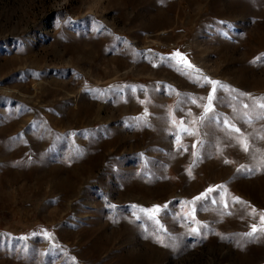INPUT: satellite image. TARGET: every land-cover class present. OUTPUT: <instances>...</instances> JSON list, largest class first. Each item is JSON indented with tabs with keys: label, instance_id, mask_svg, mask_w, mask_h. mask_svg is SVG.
Segmentation results:
<instances>
[{
	"label": "rangeland",
	"instance_id": "obj_1",
	"mask_svg": "<svg viewBox=\"0 0 264 264\" xmlns=\"http://www.w3.org/2000/svg\"><path fill=\"white\" fill-rule=\"evenodd\" d=\"M261 97L264 0H0V264H264Z\"/></svg>",
	"mask_w": 264,
	"mask_h": 264
},
{
	"label": "snow or ice",
	"instance_id": "obj_2",
	"mask_svg": "<svg viewBox=\"0 0 264 264\" xmlns=\"http://www.w3.org/2000/svg\"><path fill=\"white\" fill-rule=\"evenodd\" d=\"M176 56L180 57V53H175ZM181 61L188 67V68H193V66L186 60L184 59L183 57H180ZM196 71H199L198 69ZM205 82H207L208 84H211L212 85V89L211 91L209 92L208 96H207V104L204 105V115L201 116L200 120L201 122L204 120V118L208 115V113L212 112L213 111V101L214 99L216 98L215 94H216V91H217V88H226L227 86L221 84L219 81H215V80H210L208 77H204L203 78ZM244 95V94H242ZM260 101H264V97H261L259 98V100L257 101V107H260L262 109H264V103L260 102ZM193 103H196L195 100H193ZM245 107L247 108L248 105H245ZM257 119H264V114L260 115L257 117ZM249 123L251 122L250 120L248 121ZM195 123V122H194ZM225 124L226 126H228L231 131H235L237 133H240V129L239 128H236L235 125H229L227 121H225ZM181 130L183 131H187L189 132L190 135H195L196 133L189 130V129H186V128H182ZM264 138V137H262ZM179 140V137L177 138ZM238 143L241 145V148L244 152H249L250 150V145L247 141V138L246 137H242L241 139H239ZM193 147H195V145H193ZM193 155H195V153H193ZM225 163H229V161H225ZM243 167V166H242ZM189 174H191L190 170H189ZM211 191H214V189H209L208 192H211ZM207 197V194H202L201 197H196L195 199L196 200H199V199H202V198H206ZM235 201L236 202H241L240 199L237 197L235 198ZM225 207H227V205H225ZM141 211L145 212L150 218H154L156 217L160 211H161V207L160 206H153L152 209H141ZM255 211V210H253ZM261 223L264 224V215L261 216ZM158 223V221H157ZM259 229L257 228V226L254 224L252 226V231L247 233L246 235L248 236H252L253 233L257 232ZM193 232H198V229L196 228H193L192 229ZM160 243H163L162 240L159 241ZM167 246V245H165Z\"/></svg>",
	"mask_w": 264,
	"mask_h": 264
}]
</instances>
